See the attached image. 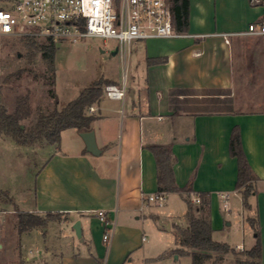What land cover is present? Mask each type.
Here are the masks:
<instances>
[{"label":"crops","instance_id":"crops-1","mask_svg":"<svg viewBox=\"0 0 264 264\" xmlns=\"http://www.w3.org/2000/svg\"><path fill=\"white\" fill-rule=\"evenodd\" d=\"M263 15L264 5L250 0H189L184 35L134 41L128 59L124 58L129 74L122 83L103 76L125 87L126 93L114 98L104 88L100 101L88 108L96 116L92 126L99 154L86 149L76 128L67 147L60 140L33 150L46 149L37 173L35 201L25 210L12 204L15 213H62L47 227L25 231H42L46 236L52 225L63 226L55 242L46 245L56 264H174L180 256L174 252L177 240L172 248L168 243H153L145 230L149 220L156 233L164 230L159 223L163 219L168 222L166 230L175 232V226L187 225L185 212L180 222L154 212V202L146 198L158 192L152 144L171 145L177 184L192 185L191 191L166 193V200L177 193L184 203L185 199L193 202L197 192H209L213 235L231 225L233 214L239 213L251 229L254 244L256 232L248 216H255L264 264V109L235 105L236 84L242 79L236 64L243 62L252 41H257L253 48L264 49V41L256 40L259 35L235 32L246 30ZM235 126L259 178L257 192L250 198L251 210L244 208L236 188L238 162L229 150ZM223 193L228 194L229 210L224 208ZM100 209L114 222L109 240L104 239L106 225L97 215ZM77 220L81 238L74 229Z\"/></svg>","mask_w":264,"mask_h":264},{"label":"rangeland","instance_id":"rangeland-1","mask_svg":"<svg viewBox=\"0 0 264 264\" xmlns=\"http://www.w3.org/2000/svg\"><path fill=\"white\" fill-rule=\"evenodd\" d=\"M21 38L10 37L0 43V105H6L12 112L17 96L27 94L32 115L22 122L28 125L39 111H50L56 104L40 76L45 68L40 54L30 56ZM257 39L264 41V35H259ZM118 44L115 38L92 36L84 37L78 42H56L55 89L58 108L75 99L85 87L103 76L115 77L122 83L124 76L129 74V69L124 65V58L128 59L129 51L126 55H122L121 50L113 54ZM249 45L250 51L243 55V62L236 64V73L242 75V79L236 84L235 105L236 108L264 109V49L253 48L257 41H252ZM74 132L72 128L61 132L63 148L71 144ZM38 147L13 142V139L0 133V189L8 190L13 204L21 210L27 209L35 201L37 173L43 165L46 150L39 149L37 153L33 151ZM166 201L160 205L153 203V211L172 215L180 222L183 221L185 203L182 197L173 193ZM13 204L6 202V197L0 195V264H56V260L48 255L46 245L55 242L54 238L56 234H61L63 226L52 225L46 236L42 231L19 233L15 229L16 213ZM232 221L231 225H224V228L216 230L214 239L225 241L234 248L238 246L237 250H242L240 247H252L254 239L246 219L236 213L233 214ZM159 223L165 231L156 233L151 221L147 222L145 230L148 239L153 243L163 242L168 243L171 248L175 247L174 229L166 230L167 219ZM173 262L190 264L191 258L181 254ZM222 264H236L234 254L225 255Z\"/></svg>","mask_w":264,"mask_h":264},{"label":"trees","instance_id":"trees-1","mask_svg":"<svg viewBox=\"0 0 264 264\" xmlns=\"http://www.w3.org/2000/svg\"><path fill=\"white\" fill-rule=\"evenodd\" d=\"M171 4L174 28L180 32L186 31L189 26V0H171ZM258 22H264V15ZM21 39L28 48L30 56L33 57L36 53L40 54L45 65L40 76L44 84L48 86L49 94L54 99L56 106L47 112L39 111L27 125L22 120L32 115L29 96L27 94L18 95L12 112L6 105H0V133L22 145L41 147L59 143L61 132L66 128H76L80 133L93 130L92 123L96 116L90 114L88 108L100 101L105 86L112 82L104 78L96 80L85 87L75 99L62 108H58V96L55 89L56 42L48 38L40 39L34 36H23ZM150 149L157 162L158 192L184 193L188 190L191 191V183L180 187L176 182L174 174L176 157L171 145L152 144ZM229 150L238 162L236 188L241 192L244 208L251 210L250 198L257 192L256 184L259 178L249 163L238 126L232 130ZM0 195L6 197V202L13 203V198L8 190L0 189ZM196 195L200 197L198 203L185 199L187 225L175 226L178 247L174 252L178 255L190 256V264H222L225 255L229 253L234 254L236 264H262V242L255 216H248V221L256 232L255 244L249 249L237 250L229 243L218 241L213 237L209 192H197ZM61 216L62 213L49 212L42 215L30 211H17L15 229L22 233L33 228H44L47 227L50 220L59 219Z\"/></svg>","mask_w":264,"mask_h":264},{"label":"built area","instance_id":"built-area-1","mask_svg":"<svg viewBox=\"0 0 264 264\" xmlns=\"http://www.w3.org/2000/svg\"><path fill=\"white\" fill-rule=\"evenodd\" d=\"M264 5V0H250ZM171 0H0V43L10 37L34 36L55 42H78L84 37L115 38L124 54L136 40L184 35L173 26ZM235 34L264 35V22H250ZM105 92L114 98L125 96V87L107 84ZM229 210L228 194L223 193ZM156 204L166 201L165 192L146 196ZM193 202H200L197 195ZM97 215L106 225L109 240L114 222L104 209ZM243 249V248H241Z\"/></svg>","mask_w":264,"mask_h":264},{"label":"water","instance_id":"water-1","mask_svg":"<svg viewBox=\"0 0 264 264\" xmlns=\"http://www.w3.org/2000/svg\"><path fill=\"white\" fill-rule=\"evenodd\" d=\"M118 50H119V47L116 50L113 51V54H116ZM80 135H81L82 139L85 142L86 149L89 152H91V153H93L95 155L100 153V149H99L98 144H97L96 135H95V131L94 130L81 132ZM74 229H75V232H76L77 236L81 238V236H82V227H81V223H80L79 220H77L75 222Z\"/></svg>","mask_w":264,"mask_h":264}]
</instances>
